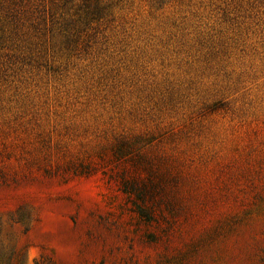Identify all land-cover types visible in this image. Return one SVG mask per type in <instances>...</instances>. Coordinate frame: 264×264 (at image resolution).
Masks as SVG:
<instances>
[{"label":"rangeland","instance_id":"374dc122","mask_svg":"<svg viewBox=\"0 0 264 264\" xmlns=\"http://www.w3.org/2000/svg\"><path fill=\"white\" fill-rule=\"evenodd\" d=\"M0 264H264V0H0Z\"/></svg>","mask_w":264,"mask_h":264}]
</instances>
